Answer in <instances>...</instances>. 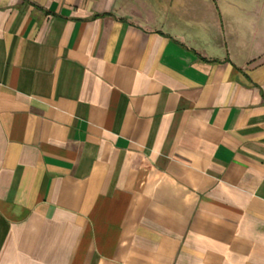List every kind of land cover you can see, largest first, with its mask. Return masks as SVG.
Masks as SVG:
<instances>
[{
	"label": "crops",
	"instance_id": "1",
	"mask_svg": "<svg viewBox=\"0 0 264 264\" xmlns=\"http://www.w3.org/2000/svg\"><path fill=\"white\" fill-rule=\"evenodd\" d=\"M241 2L0 0V264H264Z\"/></svg>",
	"mask_w": 264,
	"mask_h": 264
},
{
	"label": "rangeland",
	"instance_id": "2",
	"mask_svg": "<svg viewBox=\"0 0 264 264\" xmlns=\"http://www.w3.org/2000/svg\"><path fill=\"white\" fill-rule=\"evenodd\" d=\"M206 1L208 2L209 5H211L213 8L215 7V3L218 2L219 6L221 7L222 11H225V5L228 2H235L239 5H246V3H242V0H193V8H195L194 10H197L198 12L201 11V13H205L206 12ZM210 10V8L208 9ZM235 14H239L236 11H233ZM226 21H228L227 19H225Z\"/></svg>",
	"mask_w": 264,
	"mask_h": 264
}]
</instances>
